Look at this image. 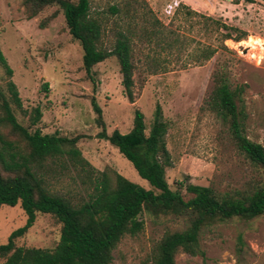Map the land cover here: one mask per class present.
Listing matches in <instances>:
<instances>
[{"label": "rangeland", "instance_id": "obj_1", "mask_svg": "<svg viewBox=\"0 0 264 264\" xmlns=\"http://www.w3.org/2000/svg\"><path fill=\"white\" fill-rule=\"evenodd\" d=\"M89 5L91 16L101 24V48L112 50L119 34L130 41L132 103L115 56L93 66V80L87 76L81 46L69 34L58 6L46 7L29 19L22 0H0V51L12 71L9 76L0 65V120L5 99L19 124L30 131L77 137L76 146L88 163H74L66 156L43 161L36 172L46 189L81 203L92 192L91 177L103 171L152 189L98 134L129 132L135 110L142 112L147 134L157 106L167 124L170 166L165 168V178L172 191L188 199L191 195L179 184L225 192L262 183L264 171L238 152L227 123L209 109L207 101L216 73L231 89L241 88L237 104L244 110V134L264 147V0H89ZM223 26L230 29L232 38H244L223 40L227 32ZM206 54L210 56L205 58ZM9 82L15 85L20 107L12 102ZM91 98L101 109L103 126L96 122ZM35 108L40 118L32 125ZM0 134L15 139L1 123ZM139 219L143 229L122 237L110 264H150L165 233L188 225L171 215L142 213ZM25 220L19 205L0 206V244ZM60 229L53 216L37 214L15 245L53 249ZM200 247L204 258L178 253L175 264H264V214L204 227Z\"/></svg>", "mask_w": 264, "mask_h": 264}, {"label": "trees", "instance_id": "obj_2", "mask_svg": "<svg viewBox=\"0 0 264 264\" xmlns=\"http://www.w3.org/2000/svg\"><path fill=\"white\" fill-rule=\"evenodd\" d=\"M22 4L29 19L49 6H58L62 10L69 34L81 46L82 67L90 79L93 80L94 65L115 56L126 97L133 102L130 41L126 35L119 34L112 50L101 48V24L90 14L89 0H22ZM223 28L227 30L223 40L238 42L244 38L243 35L232 38L230 29ZM0 65L11 76L12 71L1 51ZM8 86L12 102L20 107L15 85L9 82ZM241 92V88L231 89L224 77L216 73L208 107L227 123L238 152L253 167L264 171V147L244 134L241 115L244 110H239L237 104ZM91 104L97 114L96 122L103 126L101 109L94 98H91ZM1 109L0 123L15 139L9 140L0 134V206L19 205L26 220L23 226L9 234L4 244H0V264H110L112 252L122 237L134 236L143 229V221L139 219L142 213L153 217L171 215L187 221L185 229L165 233L149 260L150 264H175L178 253L204 258L200 247L204 227L234 218L252 220L264 214V181L246 189L225 192L189 183L179 184L191 195L188 199L170 189L165 178V168L170 166L165 144L167 124L161 118L159 106L147 134L144 116L139 110L134 111L129 132L122 134L114 130L106 134L102 130L98 134V138L109 142L132 164L139 177L153 190L116 172H112V176L107 171L96 172L91 177L92 192L81 203L50 193L36 172L43 161L63 156L74 163L88 165L76 146L77 137L42 134L38 129L30 131L19 124L5 99ZM39 118L40 110L35 108L31 124L35 125ZM37 214L51 215L61 224L58 243L53 249L17 247L15 240L33 226ZM238 242L242 245L241 236Z\"/></svg>", "mask_w": 264, "mask_h": 264}, {"label": "bare ground", "instance_id": "obj_3", "mask_svg": "<svg viewBox=\"0 0 264 264\" xmlns=\"http://www.w3.org/2000/svg\"><path fill=\"white\" fill-rule=\"evenodd\" d=\"M249 47H252V45L250 44V46Z\"/></svg>", "mask_w": 264, "mask_h": 264}, {"label": "built area", "instance_id": "obj_4", "mask_svg": "<svg viewBox=\"0 0 264 264\" xmlns=\"http://www.w3.org/2000/svg\"><path fill=\"white\" fill-rule=\"evenodd\" d=\"M228 1H230V2H231V1H233V0H228Z\"/></svg>", "mask_w": 264, "mask_h": 264}]
</instances>
